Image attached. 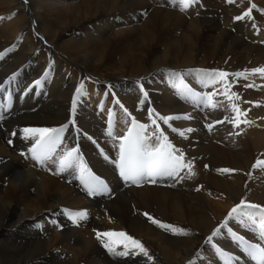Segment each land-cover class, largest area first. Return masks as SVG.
Masks as SVG:
<instances>
[{
	"label": "bare ground",
	"instance_id": "bare-ground-1",
	"mask_svg": "<svg viewBox=\"0 0 264 264\" xmlns=\"http://www.w3.org/2000/svg\"><path fill=\"white\" fill-rule=\"evenodd\" d=\"M249 4L0 0V264H264L242 244L264 245V98L235 76L264 68V0ZM250 8L252 33L234 21ZM219 71L227 77L212 82ZM230 90L243 100L229 103ZM133 120L146 147L171 144L182 157L175 175H119ZM26 128L58 130L48 159L33 157L39 135ZM106 232L147 255L97 238Z\"/></svg>",
	"mask_w": 264,
	"mask_h": 264
},
{
	"label": "snow or ice",
	"instance_id": "snow-or-ice-1",
	"mask_svg": "<svg viewBox=\"0 0 264 264\" xmlns=\"http://www.w3.org/2000/svg\"><path fill=\"white\" fill-rule=\"evenodd\" d=\"M193 2V0H181V3L184 8H187L190 6V4ZM247 15V13L245 14ZM243 17H236L237 20L242 19ZM253 72L262 73L264 74V68H257L253 69ZM227 73L218 72L216 73V76L224 78L227 77ZM243 73H236L235 76L239 77L242 76ZM39 81H37V84ZM81 89L78 88L77 92H80ZM145 95H147L145 93ZM238 98V97H237ZM215 107V105H213ZM234 110L236 109V106H233ZM162 119H168V118H162ZM155 123V121H153ZM139 129L143 131L145 128L144 125H138ZM25 134L31 133L32 135H39V139L36 140L35 146L30 150L32 152V155L37 160L43 161L44 159H48V152L50 151V147L56 143V140L58 139L57 136L53 135V133H56L58 130L56 129H24L23 130ZM125 143L121 145V156H120V167H121V174L125 176L126 179H132V180H138L141 176H156V175H168L173 176L176 174V168L179 164V161L182 159V157H177L173 154L172 151V145L171 144H165L161 145L159 147L155 148H146L144 146V139L142 136L134 135L132 131L129 132V135L123 138ZM72 153H68V158H63L60 160V169L63 170L64 168L71 167V160ZM264 162L258 161L257 164H261ZM222 171H231L228 169H224ZM91 180L96 181L95 177H90ZM97 187H99V182L97 181ZM243 203V202H242ZM241 205H237L234 207L231 212L229 213V217L232 216V213H236L237 209L240 208ZM249 208H258V205H247ZM84 213H78L77 216H83ZM147 216L148 214L145 213ZM150 220H152L153 223L159 224L160 227L166 228V229H172L175 231L174 228H172L171 225L163 224L159 221H156L152 219V217H148ZM75 219V217H74ZM253 223L255 221L253 220ZM226 226V222H225ZM259 227L261 229V236H264V219H261ZM182 231V230H181ZM219 229L213 232V236L219 234ZM107 236V237H113L118 236L122 237L123 240L129 241L133 246L136 248H139L141 252H143L145 255H147L146 250L143 248V245L138 241L133 239L130 236H127L125 233H113V232H106L103 234L97 233V238L99 239L100 236ZM209 241L212 240V236H210ZM106 248H109L110 251H113V249L110 247L109 244H105ZM127 247V245H125ZM256 248H259V245L255 246ZM261 253L264 254V249H260ZM117 255H128L129 253L127 251L116 253Z\"/></svg>",
	"mask_w": 264,
	"mask_h": 264
},
{
	"label": "rangeland",
	"instance_id": "rangeland-1",
	"mask_svg": "<svg viewBox=\"0 0 264 264\" xmlns=\"http://www.w3.org/2000/svg\"><path fill=\"white\" fill-rule=\"evenodd\" d=\"M232 1L233 0H226V4L228 5V4H231L232 3ZM253 2V0H250V4ZM250 4H249V6H250ZM255 7V6H254ZM256 8V12H258L259 13V16L261 17V16H264V7H261V10H260V7L259 6H256L255 7ZM192 9H194L195 11L196 10H198V7H197V3H195V7H193L192 6ZM251 9L252 8H250V9H247V10H250V12L247 14V16H245V18H242V19H240V20H237L236 19V17H238V16H240V15H238L237 16V14H235L234 15V21L235 22H239V23H241V24H243V21H245V19L247 18V17H251V18H253V19H255V17L256 16H254L253 15V13H254V11H253V9H252V12H251ZM247 10H245V12L247 11ZM245 12H244V15H245ZM240 17H243L242 15L240 16ZM138 23H140V22H135V25L136 24H138ZM243 26H244V28L249 32V33H252V26H250V25H247V24H243ZM122 28H124V29H126V28H128V29H130V28H133V25L131 24L130 26L129 25H126V26H124V27H119L118 29H122ZM117 29V30H118ZM255 67H251V68H247L246 70H242V72L244 73V75H243V77L241 76V77H239V79L238 80H241L242 82H244L245 80H247V81H250V84L249 85H247L248 86V90H250V91H252V93H253V95H254V97L252 98V100H254V101H256L257 99H260V98H264V90H263V88H264V79H263V76L260 74V73H257V72H253L252 70L254 69ZM216 68H214L213 70L212 69H209V70H207V71H214ZM251 69V70H250ZM256 69V68H255ZM250 71H252L251 73H250ZM219 72H221V71H219ZM250 73V74H249ZM255 73V74H254ZM256 73L258 74L257 76H258V78L256 77ZM262 77V78H261ZM263 81V82H262ZM251 83H253L252 85H251ZM261 87H263V88H261ZM262 90V91H261ZM227 91H229L228 89H227ZM230 92L231 93H228V96H227V101L229 102V103H236L235 101L237 100V94H235L233 91H231L230 90ZM263 93V94H262ZM226 92H225V94H224V99H225V97H226ZM262 94V95H261ZM3 96V95H2ZM243 94H239L238 95V99L240 100V101H242L243 100ZM111 118H112V116H111ZM239 120H242V119H239ZM238 124L239 125H241L242 123L239 121L238 122ZM111 126V128H113V126L112 125H110ZM10 150H11V148H10ZM264 164V163H263ZM250 172V171H249ZM247 183H248V180L246 181ZM248 210L250 209L249 207L247 208ZM240 235L239 234H237V237H239ZM103 248H105L106 250H108L106 247H105V243H104V245H103ZM221 254H224V255H226L225 254V251H223L222 250V252H221Z\"/></svg>",
	"mask_w": 264,
	"mask_h": 264
}]
</instances>
